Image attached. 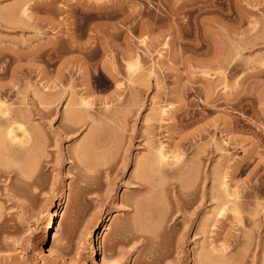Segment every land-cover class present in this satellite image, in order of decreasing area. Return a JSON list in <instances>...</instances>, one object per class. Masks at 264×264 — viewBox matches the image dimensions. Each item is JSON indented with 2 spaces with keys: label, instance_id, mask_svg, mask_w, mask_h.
<instances>
[{
  "label": "rangeland",
  "instance_id": "obj_1",
  "mask_svg": "<svg viewBox=\"0 0 264 264\" xmlns=\"http://www.w3.org/2000/svg\"><path fill=\"white\" fill-rule=\"evenodd\" d=\"M0 105V264H264V0H0Z\"/></svg>",
  "mask_w": 264,
  "mask_h": 264
},
{
  "label": "bare ground",
  "instance_id": "obj_2",
  "mask_svg": "<svg viewBox=\"0 0 264 264\" xmlns=\"http://www.w3.org/2000/svg\"><path fill=\"white\" fill-rule=\"evenodd\" d=\"M2 89L3 90L4 89H7V87L6 86H2ZM3 90H1V93H2ZM8 90H9V88H8ZM5 92H7V91H5ZM2 108H3L2 105H0V127L6 126V124H7L8 128L6 127L7 130L5 131L4 130L5 127H3V130H4V133L3 134L5 136L2 135V139L1 140H2L3 143L7 140L9 142V144H12L13 145V147H12V145H10V147H12V149L13 148L15 149V146L17 145V143H19V141L17 142L16 134L21 133L23 136H26V138L29 137V134H27V132H25L24 129L21 126H19L18 119H16L17 118L16 115H13V114L10 115V113H8V112H6V113L4 112L3 113V109ZM3 124H5V125H3ZM1 131H2V129L0 130V134H2ZM3 137H4V139H6L5 141H4ZM29 139L30 138H28V140ZM0 144H2V143H0ZM14 144H16V145L14 146ZM4 145H6V144H4ZM159 156L161 158H163L161 154H159ZM255 203H256L255 204L256 205V207H255L256 208V213H255L254 217L251 220H249V218L246 219L247 220L246 222L253 224V226H254V223L255 224L257 223V226L255 225L256 230L257 229L259 230L260 228L264 229V205L261 204L260 202H255ZM62 204L63 203L60 200L59 203H58V210H56L54 212L51 221L48 222V224H47V226L45 228L44 237L42 239V244H41L42 245V248L41 249L43 250V252H45V258L47 260H56V259L59 258V256L56 253V251L53 250L52 248H50L48 246V244H49L48 241H49V237H50V235H51V233L53 231V226L54 225L56 226L55 231H58L60 229V227H61V219H62L63 214H64L63 213V206H62ZM221 210L223 211V209H221ZM221 210L219 212H221ZM221 214H222V212H221ZM54 220H55V224L53 223ZM109 220H110V218H109ZM26 225L27 226H31L32 223L27 222ZM104 231H105V227L104 228L102 227V229L100 230V233L97 235V237H95L96 238L95 241H92L91 242V246H90V253L92 255V256H90L91 259H92V257L93 258L99 257V259H100L99 261L100 262H98V264H131V261L130 260H128V259L127 260H120V259H118V258H116V257H114L112 255L107 254L102 249V242H103V239H104ZM262 232H260V233L262 234ZM260 233L257 234V235H259L261 237V234ZM29 239H30V237L28 238V240ZM46 253H47V255H46ZM255 260L256 259L253 258V261H255Z\"/></svg>",
  "mask_w": 264,
  "mask_h": 264
}]
</instances>
